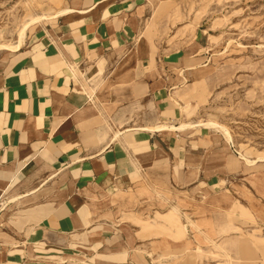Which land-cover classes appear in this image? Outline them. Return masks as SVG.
Here are the masks:
<instances>
[{
	"label": "crops",
	"instance_id": "crops-1",
	"mask_svg": "<svg viewBox=\"0 0 264 264\" xmlns=\"http://www.w3.org/2000/svg\"><path fill=\"white\" fill-rule=\"evenodd\" d=\"M122 1L79 0L33 16L13 38L0 25V210L23 212L20 226L0 230V264H82L74 259L98 255L125 260L95 264H151L143 245L160 237L117 213L148 210L128 192L142 190L148 173L172 179L156 168L192 161L195 141L165 131L168 82L135 69L137 22ZM112 78L122 84L106 86Z\"/></svg>",
	"mask_w": 264,
	"mask_h": 264
},
{
	"label": "rangeland",
	"instance_id": "rangeland-1",
	"mask_svg": "<svg viewBox=\"0 0 264 264\" xmlns=\"http://www.w3.org/2000/svg\"><path fill=\"white\" fill-rule=\"evenodd\" d=\"M77 1L0 0L2 35L13 38L33 16L74 8ZM122 2L137 22L130 51L135 69L153 70L168 82L171 118L163 125L185 124L165 131L179 142L195 141V151L192 161L156 168L173 171L172 179L148 173L142 190L137 185L128 192L147 200L139 218L125 209L117 214L140 225L145 237H160L143 245L151 264H264V0ZM116 80L106 86L122 84ZM208 122L226 129L230 140L221 128L205 127ZM202 137L210 140V150H197ZM243 157L256 162L245 164ZM182 170L188 173L182 176ZM20 207L0 210V230L21 225ZM97 259L125 257L74 262Z\"/></svg>",
	"mask_w": 264,
	"mask_h": 264
},
{
	"label": "bare ground",
	"instance_id": "bare-ground-1",
	"mask_svg": "<svg viewBox=\"0 0 264 264\" xmlns=\"http://www.w3.org/2000/svg\"><path fill=\"white\" fill-rule=\"evenodd\" d=\"M65 11H63V12H59L58 14H62V13H64ZM42 15V14H41ZM40 15V16H41ZM43 16H45V15H43ZM42 16V17H43ZM29 22V21H28ZM27 22V23H28ZM32 22H33V19H32ZM30 23V22H29ZM27 26H28V24H26ZM28 28V27H27ZM25 30V29H24ZM23 30V31H24ZM21 31V30H20ZM25 32V31H24ZM24 34H26V33H24ZM24 35L22 34V37H23ZM21 39V38H20ZM21 43H22V41H21ZM20 42H19V45L21 44ZM18 45V46H19ZM8 45H6V47H7ZM5 47V46H4ZM9 47V46H8ZM11 47V46H10ZM15 47H17V46H15ZM15 47H12V48H15ZM193 124V123H192ZM196 124V123H195ZM205 125V127H210V126H216V127H218V128H221L222 129V131H223V134L226 136V138L228 139V140H230V135H229V133H228V131L226 130V129H224L223 127H220V126H218L217 124H215V123H213V122H208V123H206V124H204ZM183 126H185V124L184 125H181V126H174V125H169V126H166L167 128H169V129H172V130H177V129H182L183 128ZM197 126V125H196ZM164 127V126H163ZM194 127V126H193ZM243 159L247 162V163H245V164H248V165H251V164H253V163H255L256 161L255 160H249V159H247V158H244L243 157ZM17 199H19V197H18V195H13L12 197H9V201L11 202V201H16Z\"/></svg>",
	"mask_w": 264,
	"mask_h": 264
}]
</instances>
